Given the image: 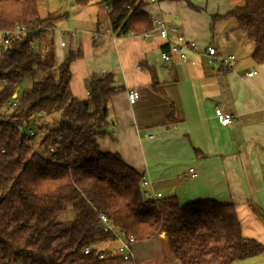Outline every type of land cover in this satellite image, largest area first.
<instances>
[{"label": "trees", "instance_id": "1", "mask_svg": "<svg viewBox=\"0 0 264 264\" xmlns=\"http://www.w3.org/2000/svg\"><path fill=\"white\" fill-rule=\"evenodd\" d=\"M41 1L0 0V30L15 24L27 28L0 54V84L6 83L0 106L30 79L18 91L16 107L0 119V264L120 263L117 256L96 255V246L112 237L99 226V214L136 243L163 232L178 264H232L261 254L263 244L241 235L232 203H180L174 196L147 200L141 174L118 153L99 149L98 139L112 135L110 99L123 88L114 84L112 72L93 71L87 98L71 95L70 64L80 52L68 48L56 64L51 32L65 13L41 17ZM72 1L83 6L90 0ZM103 1L114 35H143L152 29L145 0ZM174 1L197 9L190 0ZM241 1L222 15H211V21L234 19L236 28L253 41L251 58L264 63V0ZM54 114L58 117L51 126L48 119ZM30 117L35 139L53 146L46 157L32 152L19 133L18 125ZM85 247L91 248L88 253Z\"/></svg>", "mask_w": 264, "mask_h": 264}, {"label": "crops", "instance_id": "2", "mask_svg": "<svg viewBox=\"0 0 264 264\" xmlns=\"http://www.w3.org/2000/svg\"><path fill=\"white\" fill-rule=\"evenodd\" d=\"M190 1L205 4V12L189 10L183 1L145 0L151 17L161 16L196 42L197 50L185 61L176 55L164 61L165 41L156 33L116 36L108 19L103 26L98 18L90 27L71 25L73 37L54 28L61 36H53L55 50L79 49L70 64L72 96L87 98L93 71L112 72L114 84L123 88L110 99L112 135L98 139L101 151L118 153L161 197L174 196L180 203L203 199L232 203L241 235L264 245V63L251 58L253 41L235 30V21V25L231 18L211 21V15L231 9L229 0ZM61 40L68 45L60 47ZM207 44L219 56L234 55L229 70H222L218 59L207 62L203 51ZM60 62L61 58L56 64ZM250 71L254 73L246 75ZM129 89L139 92L132 105L126 97ZM215 107L233 114L229 125L219 123ZM189 166L196 169L195 178L186 175ZM124 264L178 262L158 237L136 243L133 259ZM232 264H264V251Z\"/></svg>", "mask_w": 264, "mask_h": 264}, {"label": "built area", "instance_id": "3", "mask_svg": "<svg viewBox=\"0 0 264 264\" xmlns=\"http://www.w3.org/2000/svg\"><path fill=\"white\" fill-rule=\"evenodd\" d=\"M154 1V0H148ZM105 10H107V6H104ZM152 29L145 32L143 36L148 37L152 34L156 33L160 38L164 39L165 44L163 47V51L161 52V58L164 61H168L172 58V55H176L180 60L185 61L188 57V53L194 52L197 50V44L194 40L184 36L178 31V28L175 24L166 21L159 15H153L151 17ZM106 32L109 29L105 30ZM27 28L20 24H15L11 29L0 30V54L4 51L6 46L15 38H19L26 34ZM67 35L73 37L74 31L68 30ZM100 34L97 32L93 35L95 40L98 39ZM67 41L61 40L59 42L60 47L66 46ZM203 51L207 57V62L212 63L215 59H218L220 62V68L222 70H229L230 63L234 59L233 54H228L225 56H219L215 47L211 44H207ZM104 71L101 72L103 74ZM254 73V71L248 72L246 75L250 76ZM5 82L0 84V93L5 86ZM88 95V91H87ZM17 97L18 91H13L9 98L0 106V119L4 118L14 107L17 105ZM126 97L129 104H134L139 97V92L137 89H129L126 91ZM41 114H37L35 117H41ZM213 115L217 118L219 123L223 126L229 125L233 120L234 116L230 112L222 111L220 108L215 107L213 110ZM19 133L22 137L27 138L29 140V144L31 146L32 152H37L38 154L46 157L50 154L54 149L51 144H42L40 143L39 138L35 139V126L33 123V117H30L27 121L18 125ZM52 162H55L54 158H50ZM186 175L190 178H195L197 175L196 169L193 166H189L186 170ZM140 188L142 191V195L147 200H156L161 197L160 192H153L150 189V181L144 175L140 177ZM99 226L109 233H111L112 237L110 240L114 241L117 245L114 248V256H117L121 259L120 263L124 264L133 259V248L136 243L135 238L129 236L120 228H117L111 224L108 217L104 214H99ZM90 247H85L83 252L88 253L90 251ZM96 254L101 259L109 257L110 251L108 250H97ZM113 255V254H112ZM111 256V255H110ZM20 264V263H17Z\"/></svg>", "mask_w": 264, "mask_h": 264}, {"label": "rangeland", "instance_id": "4", "mask_svg": "<svg viewBox=\"0 0 264 264\" xmlns=\"http://www.w3.org/2000/svg\"><path fill=\"white\" fill-rule=\"evenodd\" d=\"M159 1H161V0H159ZM229 3H230V7L232 8L234 6H238V5L242 4V1L241 0H229ZM194 6H196L197 9L189 8V10H193L194 12H205V10H206L205 4H203L201 6L200 5H194ZM38 11H39V15L41 17H47L50 14L61 15V14L65 13V15L63 14V16L58 18L54 23V25H55L54 28L56 30H58V32H60V31L63 32L65 30H67V31L71 30V29H69V27H71V25L73 28H75L74 26H77L80 28L90 27L91 26L90 21H92V23H93L94 18L95 19L98 18L100 22L103 20L102 21L103 26H106V22L108 19L107 14H106L107 11L104 8V1L103 0H90L88 2V4L83 5V6L76 5L72 0H43L38 5ZM207 15H209V14H207ZM229 21L234 23L233 19H230ZM234 25H235V23H234ZM104 28H106V27H104ZM55 29H53V31L51 32V36H60V34L58 35V32H56V33L54 32ZM235 30L238 31V33H242L241 30H237V28ZM65 33L63 34L62 37L66 36ZM66 45H68V43ZM65 48L61 49V48L57 47L56 48L57 51H56L55 45L53 46V49L55 52L54 59H55L56 63L59 61V58H61V61H62L63 56L60 57V55H63L66 52ZM29 82H30V79H28V78L24 79L20 83V85L18 86V91H20L22 88L28 86ZM57 117H58V114H54V115L50 116L48 121H49L51 126L56 124ZM37 138H39V137H37ZM159 237H161V236H159ZM163 237H161V240ZM106 242L104 244L97 245L96 249L101 250V249L108 248V249L112 250V252L114 253L113 249L116 248L117 244L112 240H109V242L108 241H106Z\"/></svg>", "mask_w": 264, "mask_h": 264}, {"label": "water", "instance_id": "5", "mask_svg": "<svg viewBox=\"0 0 264 264\" xmlns=\"http://www.w3.org/2000/svg\"><path fill=\"white\" fill-rule=\"evenodd\" d=\"M160 236L163 237V236H164V233L162 232V233L160 234ZM96 255H98V254H96Z\"/></svg>", "mask_w": 264, "mask_h": 264}]
</instances>
